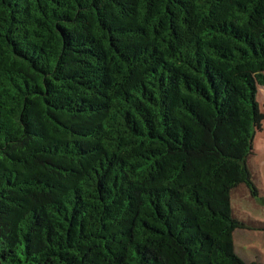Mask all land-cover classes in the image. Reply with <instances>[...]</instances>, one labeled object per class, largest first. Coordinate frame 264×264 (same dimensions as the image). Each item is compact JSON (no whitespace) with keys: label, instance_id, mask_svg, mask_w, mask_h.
<instances>
[{"label":"trees","instance_id":"1","mask_svg":"<svg viewBox=\"0 0 264 264\" xmlns=\"http://www.w3.org/2000/svg\"><path fill=\"white\" fill-rule=\"evenodd\" d=\"M257 86L264 0H0V264H262Z\"/></svg>","mask_w":264,"mask_h":264},{"label":"rangeland","instance_id":"2","mask_svg":"<svg viewBox=\"0 0 264 264\" xmlns=\"http://www.w3.org/2000/svg\"><path fill=\"white\" fill-rule=\"evenodd\" d=\"M256 100L264 111V87L257 86ZM246 164L259 195L252 197L243 183L231 190L232 215L241 223V227L233 231V246L245 262L264 264V120L261 130L253 136L252 153L247 157Z\"/></svg>","mask_w":264,"mask_h":264}]
</instances>
